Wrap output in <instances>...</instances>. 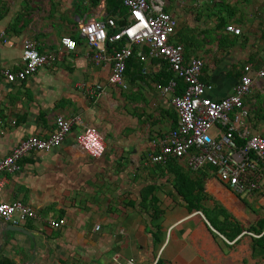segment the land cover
<instances>
[{
    "label": "crops",
    "instance_id": "obj_1",
    "mask_svg": "<svg viewBox=\"0 0 264 264\" xmlns=\"http://www.w3.org/2000/svg\"><path fill=\"white\" fill-rule=\"evenodd\" d=\"M87 3L0 0V159L31 135L48 137L57 116H81L105 141L103 156L92 159L77 148L80 129L74 126L58 148L25 156L19 173L0 175V202L20 201L36 214L16 226L24 233H3L0 256L15 264H114L129 258L136 264H156L158 259L159 264H264V252L252 249L248 233L228 242L203 213H189L170 176L145 160L151 142L176 124L171 95H162L151 79L161 62H141L142 75H125L126 92L108 85L109 64L88 61L84 41L74 52L62 48L60 39L76 34L69 21L79 28L84 21L106 19L103 0L94 8ZM165 11L177 21L171 42L189 38V57L204 63L200 79L213 86L208 97H228L245 65L254 70L264 66V0H168ZM227 26L240 34L227 32ZM180 31L184 35L179 37ZM25 40L34 42L41 54H53L55 62L25 81L8 83L1 72L21 69ZM83 84L101 85L104 92L93 100ZM125 104L138 112L123 122L116 109ZM245 104L252 109L250 125L263 135L264 79L255 81ZM204 186L244 227L264 219L212 176ZM59 219L65 221L60 228L49 224Z\"/></svg>",
    "mask_w": 264,
    "mask_h": 264
},
{
    "label": "built area",
    "instance_id": "obj_2",
    "mask_svg": "<svg viewBox=\"0 0 264 264\" xmlns=\"http://www.w3.org/2000/svg\"><path fill=\"white\" fill-rule=\"evenodd\" d=\"M122 4L128 12L126 23L117 25L116 17H106L103 22L92 19L80 24L79 34L89 49L86 53L88 61L95 65L109 64L108 85L123 91L127 90L126 63L133 56L134 47L139 50L140 62H167L174 77L166 85H157V89L162 95H171L176 124L165 136L151 142L148 164L166 165L175 160L191 174L209 167L211 176L231 192L264 195V136L250 125V109L245 104L255 81L264 79V66L254 70L251 65H245L232 93L214 100L207 96L213 86L200 79L203 61L192 57L186 62L183 47L171 42L177 21L165 11L168 0H123ZM109 29L113 30L111 35L107 33ZM225 30L240 34V29L233 26H227ZM121 43L122 47H118ZM108 44L115 47L110 49ZM60 45L67 52L76 51L78 46L69 36L62 37ZM142 49H146L147 54ZM54 62L53 54H41L34 42L25 40L21 69L17 72L4 70L1 74L8 83L22 82ZM178 80L183 82L184 88L176 95ZM81 88L93 100L99 99L104 92L101 85L83 84ZM74 126L80 129L75 138L80 152L92 159L101 158L105 141L97 128L86 125L79 115L68 119L57 116L48 137L31 135L0 159V175L19 173L22 169L20 161L25 156L58 148ZM2 188L0 179V192ZM31 219H36L35 212L22 202H0L2 223L19 226ZM64 223L63 219L49 221L55 229ZM95 229L98 230L99 226ZM114 264L136 263L129 258Z\"/></svg>",
    "mask_w": 264,
    "mask_h": 264
},
{
    "label": "trees",
    "instance_id": "obj_3",
    "mask_svg": "<svg viewBox=\"0 0 264 264\" xmlns=\"http://www.w3.org/2000/svg\"><path fill=\"white\" fill-rule=\"evenodd\" d=\"M100 1L101 0H88L87 8L96 7ZM103 2L106 17H116L117 25H122L127 22L128 12L122 4L123 0H103ZM219 27L220 25L216 26V28ZM112 32L113 30L111 29L107 31L108 35H111ZM183 33L184 32L180 31L178 36L180 37V35H184ZM71 37L76 41L77 45L83 41L80 34H74ZM187 41L191 40L189 38L185 39L182 37L176 42V44H180L183 47V54L186 62L191 58L189 57L190 54L187 49ZM122 45L123 44L121 43L118 47H122ZM108 47L111 49L115 46L108 44ZM109 52H111V50H109ZM138 52V48L134 47L133 56L126 63L125 75H128L129 73H138L139 75H142V64L137 57ZM142 52L147 54L146 49H142ZM155 61L161 62L160 72L152 75L151 79L156 85H166L170 79H173L174 76L170 71L167 62L162 60ZM183 88V82L178 80V89L175 94H181ZM145 160L148 161V158L146 157ZM155 167L162 169L165 174L170 176L169 182L175 195L179 197L180 203L184 205L185 209L189 213H203L212 228L230 243L234 242V240L242 234H253L256 237L250 236L252 238V249L254 250L256 246L264 252V219H258L255 226L244 227L240 222L233 219L224 208L215 203L205 192V182L211 177V169L209 167L202 168L194 174L188 172L175 160L169 161L166 165H155ZM142 197L143 201H145V197L143 195ZM209 202H213V204L210 205ZM142 206H144V202L142 203ZM154 207V210H156L157 206L155 205ZM159 263L160 259L157 260L156 264ZM0 264H15V262L0 256Z\"/></svg>",
    "mask_w": 264,
    "mask_h": 264
},
{
    "label": "rangeland",
    "instance_id": "obj_4",
    "mask_svg": "<svg viewBox=\"0 0 264 264\" xmlns=\"http://www.w3.org/2000/svg\"><path fill=\"white\" fill-rule=\"evenodd\" d=\"M69 23H70V26H71V29H72V27L74 28V30H75V33L76 34H79V28H78V24L76 23V22H71V21H69ZM73 30V31H74ZM127 92V91H126ZM124 97V96H123ZM126 103H129V102H126ZM248 107V106H247ZM249 108V107H248ZM250 109V108H249ZM116 111L117 112H119V113H121L122 114V118H123V122H125V120L126 121H131V117L130 116H134V114L133 113H135L136 112V114H137V112L138 111H134L132 108H131V105H127V104H125V106H120L119 108H117L116 109ZM251 111H252V109L250 110V118H249V121L251 122V120H252V116H251ZM261 127H262V129H263V131H261V133L263 134V136H264V124L263 125H261ZM140 128H141V126H140ZM134 130H135V133H138V132H140V129L139 128H137V127H134L133 128ZM129 130V129H128ZM144 130V129H143ZM128 132H130V131H128ZM113 134V133H112ZM111 134V135H112ZM239 198H241V199H243L244 201H245V203H247V205L250 207V211H252V210H254V211H256L257 212V214H258V216H261V215H264V199L262 198V196H259V195H257V194H253V195H249V194H242V195H239ZM259 201V202H258ZM260 204V203H262V205H260L261 207H262V209H259L260 211H257V210H255V208H256V204Z\"/></svg>",
    "mask_w": 264,
    "mask_h": 264
},
{
    "label": "water",
    "instance_id": "obj_5",
    "mask_svg": "<svg viewBox=\"0 0 264 264\" xmlns=\"http://www.w3.org/2000/svg\"><path fill=\"white\" fill-rule=\"evenodd\" d=\"M82 37V36H81ZM4 223H2L1 221H0V250H1V248H2V242H3V233H6L7 231H16V232H20V233H24V231L22 230V229H20L19 227H16V226H10L11 227V229H8L7 227L8 226H6V228L4 227H2V225H3Z\"/></svg>",
    "mask_w": 264,
    "mask_h": 264
}]
</instances>
